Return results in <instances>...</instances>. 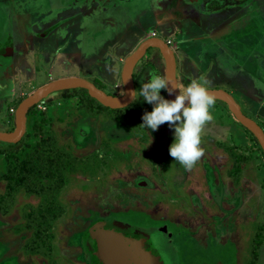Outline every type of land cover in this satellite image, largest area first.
<instances>
[{
    "label": "rangeland",
    "instance_id": "rangeland-1",
    "mask_svg": "<svg viewBox=\"0 0 264 264\" xmlns=\"http://www.w3.org/2000/svg\"><path fill=\"white\" fill-rule=\"evenodd\" d=\"M18 1L19 13L35 3V11L29 15L30 26L46 36L32 38L33 46L23 53L22 61L9 66V58L7 69L4 64L0 66V130L14 128L15 117L9 108L17 107L48 79L89 73L103 77L102 85L94 81L108 91L119 76L120 48L131 47L134 39L152 29L177 45L173 50L179 88L184 85L181 74L186 72L189 83L197 80L206 87L232 89L242 112L264 122V49L258 47L252 53L253 64L246 69L228 58L224 63L214 58L215 63L199 65H190L187 59H211L200 49L205 41L178 40L207 31L216 23L207 20L209 26L202 30L193 25L185 29L187 14H202L208 8L192 6L187 0H161L157 4L150 0H112L108 5L123 3L112 7L113 12L121 7L115 13L128 17L122 7H131L136 20L126 32L121 27L113 30L114 36L108 39L109 31L101 29L105 27L101 22L105 11L99 9L96 18L90 17L92 22H85L88 19L78 9L59 7V0ZM257 2L249 8L256 7ZM9 8L10 2L0 3V16L9 18ZM220 8L221 18L236 10V6ZM20 15L27 18L28 12ZM67 16L69 19L51 29L53 21ZM0 22L2 25L3 20ZM86 23L91 37L83 36ZM178 24H183L182 31ZM240 25L237 23L233 39ZM134 72L138 91L150 73L164 76L163 57L156 48H148L136 62ZM115 93L120 94L117 90ZM160 93L167 98L165 88ZM81 95L65 97L60 90L49 93L30 107L20 141H0V174L6 172L7 179L11 173L22 177L17 181L19 189L17 185L11 191L15 194L7 197L1 191L4 177L0 180V242L7 244V254L17 255L19 264H87L83 261L84 231L93 218L101 216L141 226L145 232L154 227V244L166 264H248L258 234L261 243L256 262L264 264V154L223 101L216 99L210 107L212 118L201 133L202 154L186 169L169 154L174 131L169 123L162 122L155 130L141 124L143 112L152 108L143 97H134L125 111L99 107L90 111L81 107ZM44 143L61 168L53 191L43 187L42 182L47 184L48 178L30 160L34 153L44 157ZM44 196L47 204L39 223L34 216ZM44 230L52 239L51 253L45 250L47 246L35 242L48 236Z\"/></svg>",
    "mask_w": 264,
    "mask_h": 264
},
{
    "label": "crops",
    "instance_id": "crops-1",
    "mask_svg": "<svg viewBox=\"0 0 264 264\" xmlns=\"http://www.w3.org/2000/svg\"><path fill=\"white\" fill-rule=\"evenodd\" d=\"M35 1H39V0H35ZM54 1L57 2L58 0H52V2ZM134 1L135 0H130L131 3H133ZM158 1H161V0H150V3L154 2L157 4L159 3ZM187 1L190 2L192 6L194 5L197 7V5H200V8L203 10L208 8V11L206 10V12H203L202 13L203 15L201 14V12H199L198 15L197 13L196 15H193L190 13L187 14L186 17H184V18H187V19H184L185 22H187V27L185 29L189 30L191 25H193L195 28L202 30L205 26H209V24L206 22L207 20H210V21L216 20V23L214 22L215 23L214 25H210L207 31L178 39L180 41H186V42L195 41L197 43L199 41H205L203 47H201L200 49L203 50V52L207 56L211 57V59L210 60L208 59L207 61H205L201 58L199 59L197 58V60L193 61L191 58L188 57L187 59H189L190 65L192 63L198 64V65L199 63L210 64L211 61L215 63L216 61L213 60L214 58H218L220 63L221 62L224 63L226 61L225 59L228 58V60H232L235 63H240L242 65V68H245V69H246V66H250L251 64H253V63H250V61H252V57H251L252 53L253 52L255 53V51L258 50V47H260L259 49H264V33L262 32L264 31V9L262 11V8H263L262 0H258L256 7H250V8L249 6H251L255 0H249V2L248 0H244V1L240 0L238 1L239 3L235 2L232 5H226L225 0H217L218 2L217 6L219 7L214 6V4L211 5L209 3L210 2L209 0H187ZM8 2H10V8L7 9L6 14L9 13L8 15L10 19L7 18V15H4V17H2L3 15L0 16V21L3 20L2 25L0 22V66L1 65L3 66L4 64V68L6 69L8 68L7 65L5 64V63H8L6 62V59L10 58V61L8 64L9 66H11L16 61H19V59L21 60V56L23 55V53L29 51L28 48H31L33 46L31 42L32 38L34 36L44 34L42 32L39 34V32L33 30V27L30 26V24L32 23H31V20L29 19V15L31 13V10L35 11V7H32L33 4L35 3H32L31 6L28 4V6H30L28 9L26 8L21 9L22 14L25 11L28 12V15L26 18L24 15L22 16L20 15L21 13H19L20 10L17 4L21 3L20 1L0 0V3L6 4ZM58 2H57L58 4L57 3L55 4H57L59 7L68 6V7L75 8L76 10L78 9V12H80L83 15V17L85 16L84 19H88V20H85V22L87 21L92 22L93 19L91 20L90 17L94 16V18H96L97 11L99 9L102 12L105 11L104 12L105 17L101 20V22L102 24L103 22H105L104 26L105 27L107 26V29H105V27L103 26H101L102 27L101 29L103 31H109L108 32L109 34L107 35L108 39L109 37L114 36V34H112L113 30L114 31L119 30L117 28L121 27L123 32H126L129 30V27L135 23V20H136V16L131 7L129 9H127V7H122L125 9V15H127L128 17H124V16L122 17L120 14L115 13L118 9H121V7L117 8L114 12L112 11V7L116 8V6L118 5H123V3L120 1L115 2L114 4H110V5L108 4L109 2H112V0H59ZM234 6H236L235 11L229 13L228 15L227 14L224 15L223 18L220 17L222 16L220 14V10H222L220 7H234ZM194 10L196 9L194 8ZM258 10L259 12H257ZM110 13H113V16L110 15ZM247 14H248L247 17L240 18L241 16L244 17V15H247ZM232 18L234 19L239 18L240 23H241V25L238 27V34L236 35L235 39H233V34H234L235 29L234 30L227 29V22L231 20ZM67 19H69V16L63 17L58 21L56 19L55 21L52 22L51 29L55 27L56 24H60ZM253 26H256V29L255 28L253 29ZM178 29L182 31V29H184L183 24L181 26H179L178 24ZM153 30L155 31V29H152L150 30V32ZM89 31H90V28L88 24L86 23V25H84L83 36L91 37V34L89 33ZM254 32H257V33L254 35ZM148 34L149 33L134 39L131 47L124 46L123 48H120V55L118 57V61L121 64V68L118 73L119 76L114 78L113 81L111 80L112 85L109 86L108 91L105 90L103 86L101 87L97 83H95L94 80H98V82L102 85L101 82L104 81V78L99 75H93V74L88 73L85 76L77 75V77H83V78H86L94 82L97 86H99L101 89H103L107 93L116 94L115 91L117 90V92H120V94H116V95L123 94L124 85H123V80H122V68H123L124 60L126 56H128L130 53H132L135 50V48L138 46V44L142 40H144L147 37H150L148 36ZM43 36H46V35L44 34ZM239 36L245 40V43L241 39L238 38ZM254 36L258 39L252 40L251 38H253ZM166 38L169 39V37H166ZM119 41H122V38L119 39ZM251 43H256V45L253 47ZM206 45H208L209 47H206ZM84 49L88 50L89 48H84ZM95 52L96 50L93 51V53ZM222 57H224L223 61H222ZM133 72H134V69H133ZM188 78H190V76L186 72L181 74V79L184 84V85L182 84L183 86L189 83ZM50 80H53V79H48V81ZM259 80L260 82H262V79L259 78ZM259 80H257L256 84H259ZM48 81H45L44 83H47ZM103 85L105 86V84ZM178 87H179V83H178ZM207 88H222V87H218V85H216L214 87H207ZM226 91L229 92L231 95L233 93L232 89H229ZM263 129H264V126H263ZM1 130H4V129H1ZM2 261L4 262L8 261L7 244L3 245V243L0 242V262Z\"/></svg>",
    "mask_w": 264,
    "mask_h": 264
},
{
    "label": "water",
    "instance_id": "water-1",
    "mask_svg": "<svg viewBox=\"0 0 264 264\" xmlns=\"http://www.w3.org/2000/svg\"><path fill=\"white\" fill-rule=\"evenodd\" d=\"M157 48L165 64L164 77L170 82L172 91L165 88L168 99H174L179 91L176 75V61L173 49L158 36H150L142 40L135 50L126 56L122 68L124 92L121 95L107 93L92 81L77 76L60 77L48 81L24 97L17 105L14 113L15 126L12 130H0V141L15 143L21 139L26 130L28 109L49 93L68 89L84 88L87 93L102 105L110 108L127 106L133 99L131 91L135 89L133 69L145 51ZM215 99L223 101L235 119L245 126L256 138L264 153V122L261 124L247 116L241 110L234 97L222 88H208ZM187 103V101H185ZM84 242L92 264H164L161 254L151 245L149 233L130 228L127 224L113 218L93 219L84 231Z\"/></svg>",
    "mask_w": 264,
    "mask_h": 264
},
{
    "label": "clouds",
    "instance_id": "clouds-1",
    "mask_svg": "<svg viewBox=\"0 0 264 264\" xmlns=\"http://www.w3.org/2000/svg\"><path fill=\"white\" fill-rule=\"evenodd\" d=\"M169 85L170 82L164 76L150 73L149 79L141 83L138 91H131V96L143 97L152 104L151 110H145L142 114L141 124L145 128L155 130L158 125L167 121L174 129L169 154L187 169L191 168L202 154V129L205 122L212 118L209 109L216 99L214 94L197 80L179 88L174 99H168L161 95L160 89L167 88L172 91Z\"/></svg>",
    "mask_w": 264,
    "mask_h": 264
},
{
    "label": "trees",
    "instance_id": "trees-1",
    "mask_svg": "<svg viewBox=\"0 0 264 264\" xmlns=\"http://www.w3.org/2000/svg\"><path fill=\"white\" fill-rule=\"evenodd\" d=\"M97 87H99V86H97ZM78 92L82 94L81 95V100H82L83 106H81V107L85 108L87 110H90V111H93L95 109V107L105 108V109H108L110 111H125L131 104L130 103L129 105H127L125 107H121V108H110V107L102 105L95 98L91 97L87 93V90L84 89V88H68V89L60 90L61 95L65 96V97L76 96L77 94H79ZM30 111H31V108L28 109L27 114H29ZM250 135H251L253 141L255 142V144L259 148H261L259 146L256 138L254 137V135L251 132H250ZM4 143H7V142H4ZM42 148H43V151H44V155H43L44 157H41L42 153H34L32 158H30V160H33L34 163L39 166L38 167V171H42V173H44V175H46V178H48L47 184L45 182H42L43 183V187L49 186L50 188H48V189L53 191V186L56 184V182L58 180L57 176L61 174L60 164L57 163V158L56 157L54 158L53 157L54 155L52 154V152L49 151L50 146H48V144L45 146V143H44V147H42ZM261 151H262V149H261ZM262 153H263V151H262ZM3 177H4V181H5L4 184H3V189L1 190L2 192L4 191L3 195L4 196L14 195L15 193L13 194V193H11V191L14 190L17 185H18V189H19V185H21V184H18L17 181L20 178H22V177L19 174L11 173L10 175H8V179H7L6 172H4L3 175L0 174V180H3L2 179ZM45 197L46 196L43 197V202H40V204H39L40 206H42L44 208V210H45L46 204H47L46 201H45V199H46ZM42 213H44V212L38 211V209H36L35 217H38V221L39 220L42 221ZM40 221H39V223H40ZM34 231L35 230H33V232ZM35 242H40V240L38 241L37 239H35ZM260 243H261V235L258 234L256 244L254 245V247L252 249V258L249 260L248 264H257V262H256V258L258 256L257 248L260 245ZM35 247L37 248L36 245H35Z\"/></svg>",
    "mask_w": 264,
    "mask_h": 264
},
{
    "label": "flooded vegetation",
    "instance_id": "flooded-vegetation-1",
    "mask_svg": "<svg viewBox=\"0 0 264 264\" xmlns=\"http://www.w3.org/2000/svg\"><path fill=\"white\" fill-rule=\"evenodd\" d=\"M210 2V4H214L215 2L218 4V2H217V0H209ZM238 1H240V0H225V3H226V5H232L233 3H239ZM217 7H219V6H217ZM241 21H243V20H241ZM240 22V19H238V20H236V19H234V18H232L231 20H229L228 22H227V29H235L236 27H237V23H239ZM230 24V25H229ZM157 34H156V31H155V36H156ZM166 39H168V38H166ZM166 39H164L165 40V42H166ZM169 39H171V38H169ZM172 40V42H173V44H175L176 45V43L173 41V39H171ZM172 49L173 48H177V45L175 46V47H173L171 44H168ZM150 48H154V47H150ZM157 49V48H156ZM158 50V49H157ZM159 51V50H158ZM173 52H174V50H173ZM160 53V52H159ZM174 55H175V52H174ZM175 61H176V57H175ZM135 79H136V76H135V72H133V81H134V84H135V88L137 87V84H136V82H135ZM7 197V196H6ZM37 209H38V211H41V212H43L44 211V208L42 207V206H40L39 204H38V207H37ZM40 209V210H39ZM39 213V212H38ZM34 218H36L35 216H34ZM119 222H122V221H119ZM91 223V222H90ZM123 223H125V224H127L128 225V227H130V228H134V227H137L138 229H140V230H142V231H145V228H143V227H141V226H135V225H133V224H130L129 222H123ZM88 227V226H87ZM36 228H38L37 226H36ZM153 231H156V230H154V227H153ZM153 231H149V230H147V233H149V236H150V241H151V245L161 254V256H162V258H163V262H164V264H166V262H165V258H164V256H163V254H162V252L158 249V247L154 244V241H155V239H154V237L152 236V233H153ZM158 233V232H157ZM44 234L46 235V234H48V233H46L45 232V230H44ZM159 237L160 238H163V233L161 232V231H159ZM166 237H167V235H166ZM166 239H168V238H166ZM60 240V239H59ZM51 242H52V239H51V236L48 234V236H43L41 239H40V245L39 246H42L43 245V247L44 246H47V247H44L45 248V250H48L49 251V253H51ZM61 242V241H60ZM59 245H61V243H59ZM83 245H84V249H85V258H84V260L83 261H85L87 264H92L91 262H90V258H89V253H88V251H87V248H86V246H85V242H84V236H83ZM38 246V247H39ZM34 248H36V247H34ZM35 253H37V252H35ZM38 254H40V253H38ZM66 255H68V253H65ZM7 256L8 257H11V259H9V261H7L9 264L11 263V264H13L14 262L17 264H19V262H17L18 260L15 258L17 255H14V253L13 254H7ZM7 257V258H8ZM17 260V261H16ZM7 262H0V264H2V263H4V264H7ZM55 263H57V262H55Z\"/></svg>",
    "mask_w": 264,
    "mask_h": 264
},
{
    "label": "built area",
    "instance_id": "built-area-1",
    "mask_svg": "<svg viewBox=\"0 0 264 264\" xmlns=\"http://www.w3.org/2000/svg\"><path fill=\"white\" fill-rule=\"evenodd\" d=\"M148 36H155V31L153 30V31H151V32H149V34H148ZM166 43L167 44H171L173 47H175L176 45L175 44H173V42H172V40L171 39H166ZM15 110H16V107L14 106H11L10 108H9V112L10 113H15Z\"/></svg>",
    "mask_w": 264,
    "mask_h": 264
},
{
    "label": "bare ground",
    "instance_id": "bare-ground-1",
    "mask_svg": "<svg viewBox=\"0 0 264 264\" xmlns=\"http://www.w3.org/2000/svg\"><path fill=\"white\" fill-rule=\"evenodd\" d=\"M101 218V216H96L95 218H93V219H95V220H99Z\"/></svg>",
    "mask_w": 264,
    "mask_h": 264
}]
</instances>
